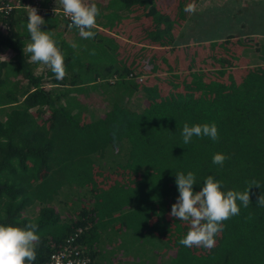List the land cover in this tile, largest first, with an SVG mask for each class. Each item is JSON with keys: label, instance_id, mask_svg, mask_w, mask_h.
Returning a JSON list of instances; mask_svg holds the SVG:
<instances>
[{"label": "trees", "instance_id": "trees-1", "mask_svg": "<svg viewBox=\"0 0 264 264\" xmlns=\"http://www.w3.org/2000/svg\"><path fill=\"white\" fill-rule=\"evenodd\" d=\"M195 1L88 0L100 9L93 39L81 38L64 17L44 15L41 30L52 33L65 59L67 74L57 80L23 52L26 7L51 0H0V224L38 225L33 264L66 247L103 264L100 249L123 235L122 249L147 250L139 240L158 239L168 264H264V207L256 204L264 187L250 189L251 203L223 222L210 250L181 245L189 224L169 215L181 171L195 174L194 191L209 175L223 191H244L253 179L264 186V67L230 65V38L215 52L229 44L230 55L212 57L230 72L210 67L206 44L171 46L189 14L185 5ZM172 48L169 58L164 49ZM2 51L11 56L3 59ZM105 85L118 101L109 90L103 107L80 97ZM137 92L143 99L126 105L122 97L134 100ZM185 123H215L219 139L194 136L184 144ZM116 144L119 161L103 167L98 158ZM215 153L228 157L222 167L213 164ZM76 189L82 192L70 195ZM31 207L37 212L28 214Z\"/></svg>", "mask_w": 264, "mask_h": 264}, {"label": "clouds", "instance_id": "clouds-1", "mask_svg": "<svg viewBox=\"0 0 264 264\" xmlns=\"http://www.w3.org/2000/svg\"><path fill=\"white\" fill-rule=\"evenodd\" d=\"M57 2L62 7L64 15L71 20L68 25L70 29L77 28L83 39L95 37L96 32L93 29L96 27V18L100 15V9L95 3H89L88 0H57ZM196 8V3L192 2L185 5L184 11L195 13ZM44 24L45 20L38 14V10L29 7L26 27L30 34V42L24 45L23 52L31 54L30 62L47 66L57 80H63L67 74L64 54L52 33L41 30ZM71 46L77 47L75 43ZM181 135L184 144H189L194 136L209 137L213 141L219 139L215 123L192 126L185 123ZM227 159L225 154L215 153L212 162L222 167ZM175 183L179 196L171 206L169 215L189 224L187 234L179 240V243L189 248L203 247L209 250L216 244L215 237L223 231V222L238 216L240 205L245 208L249 206L250 189L253 186L264 187L253 179L244 191H223V182L209 175L204 179L201 190L194 191L196 176L191 171L187 174L178 172ZM237 201L240 202L239 205ZM256 204L264 207V193L259 195ZM37 229L38 225L32 222L24 227L0 224V264H33L36 259V248L41 239Z\"/></svg>", "mask_w": 264, "mask_h": 264}, {"label": "rangeland", "instance_id": "rangeland-1", "mask_svg": "<svg viewBox=\"0 0 264 264\" xmlns=\"http://www.w3.org/2000/svg\"><path fill=\"white\" fill-rule=\"evenodd\" d=\"M215 10H218V9H215ZM215 13L216 12L213 11L209 15V17H211V18L216 17L217 15H215ZM213 20L212 19L204 20V21H208V22H206V24L205 23L204 24H198L197 26H194V25L191 26L188 24L185 28V31L182 32V29L185 26V24L183 23V25H181V28H180L181 30H179L177 34L172 33V36L174 34V39H173V43L171 44V46L179 47V46L202 45L203 43H210V44H206L207 46L203 47V50L207 51L206 57L209 56V58H211L209 64H211L212 66H210V67L214 68L215 71L221 70V69L227 70L226 67L220 66L218 64V62L216 61L217 58L215 59L212 57L214 55L216 57V55H219V54H221V56L225 57L223 54L224 51H227L226 52L227 55H230V45L229 44H224L221 48V52L215 53V52H217V50L220 49V48L216 47V45L221 41V39L218 37L219 36L224 37L226 35V33L229 31V26H228V23H225L224 21L218 20L216 18H214ZM219 25L224 26V27H220ZM184 40H185V43L182 45ZM171 46L169 48H171ZM176 51H177L176 48L164 49L165 54L167 55V57L169 56V58H171L172 54H174ZM9 56H11V54L9 52H3L2 51V58L3 59L9 58ZM236 56L237 55H234L233 58L235 57L237 59L238 56L237 57ZM233 58L229 57V59L231 60V61L229 60L230 61L229 64L230 65L232 64V66L234 63ZM130 63L132 64V66H134L137 69H138V67H140V66H137L136 63H132V62H130ZM228 69H230V66ZM138 70H140V69H138ZM227 72H230V71L227 70ZM107 90H109V94H107ZM110 90H114V88L113 87L111 88L110 86L108 88L107 85H105L104 87L100 86L99 92L94 96L92 88H91L90 91L85 90L80 95V97L83 100L92 101V102H96V100L100 99L98 103H100V105L103 107L104 105L111 103V102H107L108 100L106 98V94L110 96V100H111V97H115L116 100L118 101L119 97H117L116 94H110ZM104 91L106 93H104ZM133 96H136L134 98V100H132V99L129 100V99H127L126 96H123L122 100L124 102H127V104L125 103L126 105L129 104L130 106H133L131 104V101L138 102L139 100L143 99V94L140 92H137V94H135ZM96 115H98V114H94V115H92V117H95ZM119 146H120V144H116L113 147V151L111 149L110 150L113 153L117 154L115 149L116 148L118 149ZM106 150H107V147L103 151V155H105ZM110 150L107 152V155L105 157L101 156L100 158H98L99 159L98 163L105 168L114 166L113 162L114 161L117 162L120 159L119 154H117L116 158H114L112 156H108V154L111 153ZM79 191L82 192V190H77L70 195H75ZM76 198L79 200V197H76ZM59 203H60L59 201H57V202L53 201L52 204L55 205L56 207H58V210L60 211L61 206ZM69 205L76 206L77 203L75 200H73V201H70ZM37 210H38V207H34V208L31 207L28 209L27 213L32 214V213L37 212ZM67 211H70V209L64 208L62 213H66ZM122 237L128 238V236H126V235H123ZM122 237L119 239V242L115 246L101 248L97 260L103 264H129L130 258H124V257L127 256V254H129V253H131L129 256V257H131L132 252H138V251H134L132 248H128V246H124V248L122 249L121 245H123V240H124V239H122ZM143 240L148 243L147 245L149 248L147 250H141L140 249L139 254L143 255V256L148 255V258L141 256V259L139 258L140 261L138 264H142V262H143V264H168L169 259L167 258V255H166V247L163 245V243L161 241H158V239L152 238V237H142L139 241H143ZM155 253H157L156 254L157 256L155 255ZM133 256H136V255H133ZM117 257H119V258L117 259ZM132 258H134V257H132Z\"/></svg>", "mask_w": 264, "mask_h": 264}, {"label": "crops", "instance_id": "crops-1", "mask_svg": "<svg viewBox=\"0 0 264 264\" xmlns=\"http://www.w3.org/2000/svg\"><path fill=\"white\" fill-rule=\"evenodd\" d=\"M195 3L197 5L196 11L195 13L188 14L182 32L185 31L188 24L191 26L206 24L208 21L204 20H213L214 18L224 21L228 23L229 31L224 37L219 36L218 38H220L221 41L230 38L231 45L233 46L232 55H238L241 63V65L238 66L235 60L233 67L237 70L241 68V66L264 67V0H196ZM213 11L216 12L215 15L217 16L211 18L209 15ZM219 26L224 27L221 25ZM184 43L185 40L182 45ZM241 44L242 46H239ZM138 45L140 46V44ZM134 74L137 77L144 76L136 73ZM131 248L138 252H132L131 257H129L131 254L129 253L127 254L128 257L125 256L124 258H130L129 264H138L143 255L139 254L140 249L138 247L132 246ZM118 258L119 257H117V259Z\"/></svg>", "mask_w": 264, "mask_h": 264}, {"label": "built area", "instance_id": "built-area-1", "mask_svg": "<svg viewBox=\"0 0 264 264\" xmlns=\"http://www.w3.org/2000/svg\"><path fill=\"white\" fill-rule=\"evenodd\" d=\"M50 3L51 4H48V6H42L39 3L27 6V11H29V7H33L38 10V14L41 16H44L48 13L55 14L64 17L65 19L68 20L70 24L71 20L64 15L62 7L58 4L57 0H51ZM43 264H98V263L95 261L91 262L88 259L81 257L77 251L73 252L71 249H68V247H66L65 249L59 252L51 253L47 261Z\"/></svg>", "mask_w": 264, "mask_h": 264}]
</instances>
